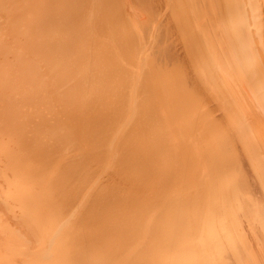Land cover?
<instances>
[{
  "label": "bare ground",
  "instance_id": "obj_1",
  "mask_svg": "<svg viewBox=\"0 0 264 264\" xmlns=\"http://www.w3.org/2000/svg\"><path fill=\"white\" fill-rule=\"evenodd\" d=\"M155 1L0 0V264H264V0Z\"/></svg>",
  "mask_w": 264,
  "mask_h": 264
},
{
  "label": "rangeland",
  "instance_id": "obj_2",
  "mask_svg": "<svg viewBox=\"0 0 264 264\" xmlns=\"http://www.w3.org/2000/svg\"><path fill=\"white\" fill-rule=\"evenodd\" d=\"M162 1H163V0H160V1L157 0V1H155V2H156L155 4L157 5V3H158L159 6L161 5L162 9H161V7H159V10L161 9V10H160V15H163V16H164V17H163V16H161V17L163 18V20H164V22H165V21H167L166 19H168V12L166 11V9H164V6L162 5V4H163ZM163 12H165V13L163 14ZM166 13H167V14H166ZM263 16H264V15H263ZM263 23H264V17H263ZM263 28H264V26H263ZM261 33H262V35H264V30H263ZM172 37H173V38H172ZM172 37H171V38H172L171 41H172V42L174 41L175 44H176V46H175V45H174V42H173V45L175 46V47H173V49H175V54H176L178 57L183 58V57H184V51H183V47H182L181 42L178 41V39L176 38V36H175V38H174V36H172ZM173 39H174V40H173ZM175 39H176L177 41H176ZM262 39H263V38H262ZM263 41H264V40H262V42H263ZM177 43H178V45H177ZM261 44H262V43H261ZM179 46H181V47H179ZM176 47H177V49H176ZM181 49H182V50H181ZM173 51H174V50H173ZM180 51H181V52H180ZM263 51H264V48H263ZM177 53H178V54H177ZM180 53H181V54H180ZM263 53H264V52H263ZM181 55H182V57H181ZM263 55H264V54H263ZM217 111H218V110H217ZM217 111H215V112H216L215 115H216L217 117L221 116L220 111H218V112H217ZM218 113H219V114H218ZM244 165H245V167H246L245 170L248 171V172H247V171H246V172L248 173L249 178L251 177V178L254 180L252 173H251V172L249 171V169L247 168L246 160L244 161ZM249 174H250V175H249ZM253 180L250 179V182L252 181V182L250 183V187H251L252 190L255 188L253 191L256 193L255 195H256L257 199H259V198H260V195H259V193L257 192V188H256V186H255V185H256V182L253 181ZM253 185H254V186H253ZM252 186H253L254 188H253ZM244 228H245V232H246V233H249V234H248V238H249V240H251V241L253 242V243H252V242H251V243H252L254 246H257V244H256L257 240H256V239H258V238L261 239V237H262V236H261V232H260V233H259V232L257 233V236H258L257 238H254L255 236H253V238L255 239V241H254V240L252 239V235H251V233H250L251 231L248 230V227L245 226ZM247 231H250V232H247ZM258 234H260L261 237H259ZM249 235H250V236H249ZM259 241H260V240H259ZM261 241H264V240L261 239ZM261 241H260V242H261ZM257 243H258V242H257ZM255 244H256V245H255ZM263 244H264V242H263Z\"/></svg>",
  "mask_w": 264,
  "mask_h": 264
}]
</instances>
